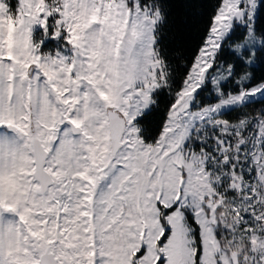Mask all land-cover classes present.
I'll list each match as a JSON object with an SVG mask.
<instances>
[{
	"label": "snow or ice",
	"instance_id": "1",
	"mask_svg": "<svg viewBox=\"0 0 264 264\" xmlns=\"http://www.w3.org/2000/svg\"><path fill=\"white\" fill-rule=\"evenodd\" d=\"M0 264H264V0H0Z\"/></svg>",
	"mask_w": 264,
	"mask_h": 264
},
{
	"label": "trees",
	"instance_id": "2",
	"mask_svg": "<svg viewBox=\"0 0 264 264\" xmlns=\"http://www.w3.org/2000/svg\"><path fill=\"white\" fill-rule=\"evenodd\" d=\"M176 16V20L174 25L171 27L170 35L168 37L169 40H182L186 38V33L181 31V21L179 20V13L174 14Z\"/></svg>",
	"mask_w": 264,
	"mask_h": 264
}]
</instances>
